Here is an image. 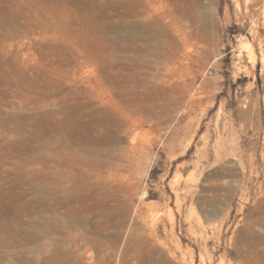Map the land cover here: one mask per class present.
Returning a JSON list of instances; mask_svg holds the SVG:
<instances>
[{"label": "rangeland", "instance_id": "obj_1", "mask_svg": "<svg viewBox=\"0 0 264 264\" xmlns=\"http://www.w3.org/2000/svg\"><path fill=\"white\" fill-rule=\"evenodd\" d=\"M263 153L264 0H0V220L52 226L34 257L240 264ZM2 239L0 264H29Z\"/></svg>", "mask_w": 264, "mask_h": 264}, {"label": "bare ground", "instance_id": "obj_2", "mask_svg": "<svg viewBox=\"0 0 264 264\" xmlns=\"http://www.w3.org/2000/svg\"><path fill=\"white\" fill-rule=\"evenodd\" d=\"M70 1V0H69ZM125 8V7H124ZM87 9V8H86ZM133 10V8H132ZM135 11V10H134ZM121 13V12H120ZM129 14V13H128ZM139 14V13H138ZM113 16V15H112ZM125 16V14H124ZM132 16V15H131ZM128 19V18H127ZM133 20V19H132ZM124 23V22H123ZM122 23V24H123ZM129 23V22H128ZM120 24V23H119ZM3 25V24H2ZM115 27V26H114ZM182 37V36H181ZM184 38V37H183ZM178 43V42H177ZM10 76V75H9ZM8 82V81H7ZM115 83V82H114ZM136 90V89H135ZM77 107V106H76ZM81 110V108H80ZM82 111V110H81ZM77 113V111H76ZM73 115V114H72ZM91 115V114H90ZM96 115V114H95ZM84 116H82L83 118ZM99 120V119H98ZM84 121V119H83ZM97 121V120H96ZM82 122V121H81ZM112 122V121H111ZM116 123V122H115ZM23 124V123H22ZM75 124V123H74ZM78 126L81 125L80 124H76ZM25 126V125H24ZM99 126V125H98ZM64 128V127H63ZM76 128V127H75ZM83 128V127H82ZM57 129V128H56ZM62 129V128H61ZM99 129V128H98ZM97 129V130H98ZM87 131V130H86ZM90 132V131H89ZM104 132V131H103ZM64 133V132H63ZM88 133V132H87ZM95 133V132H94ZM100 134V133H99ZM112 134V133H111ZM52 135V134H51ZM25 136V135H24ZM71 136V135H70ZM75 136V135H74ZM93 136V135H92ZM77 137V135H76ZM96 138V137H95ZM86 139V138H85ZM78 140V139H77ZM83 140V137H82ZM88 140V139H87ZM112 140V139H111ZM70 141V139L68 140ZM92 142V141H91ZM55 144V142H54ZM86 144V143H85ZM103 145V144H102ZM83 146V144H82ZM92 147V146H91ZM119 149V148H118ZM62 151V150H61ZM84 151V150H83ZM80 154V153H79ZM264 155V153H263ZM262 155V157H263ZM42 157V156H41ZM55 159V158H54ZM58 159V157H57ZM264 159V158H263ZM44 161L42 162L43 164V173H44V181L43 184L40 187V194H42V196H40V198H38V202L40 204H43L45 206V197L53 192H59L61 190H63L62 188L64 187V175L63 173L65 172V169L62 167L61 163L56 162L55 164H53L52 166L54 167V170L50 169L51 165H50V159L48 157H44L43 159ZM80 160V159H79ZM63 163V162H62ZM94 164V163H93ZM99 164V163H98ZM75 166V165H74ZM52 167V168H53ZM76 167V166H75ZM71 168V167H70ZM74 170V169H73ZM68 173V172H67ZM72 173V172H71ZM80 173V172H79ZM87 173V172H86ZM65 174V173H64ZM83 174V173H82ZM97 174V173H96ZM54 175V177H53ZM78 175V174H77ZM92 175V174H91ZM80 176V175H79ZM84 177V176H83ZM72 179V178H71ZM95 180V179H94ZM87 181V180H86ZM33 182V181H32ZM95 182V181H94ZM74 184V183H73ZM76 184V183H75ZM82 184V183H81ZM72 187V186H71ZM83 188V187H82ZM81 189V188H80ZM76 188L73 187L70 189V193L72 200L74 201H79L76 195ZM85 190V189H84ZM97 189L91 190L92 194L90 195V200H91V204L88 206L86 204V202L81 199L79 201V205L78 207L80 209H84L87 208L90 209L88 210L89 212L92 213V211L100 208L99 204L96 201V195H98V192L96 191ZM101 190V189H100ZM82 191V190H81ZM88 192V191H87ZM87 192L86 195H87ZM83 193V192H82ZM102 193V192H101ZM59 194V193H58ZM57 194V195H58ZM79 194V193H78ZM105 194V193H104ZM115 194V193H114ZM56 195V194H55ZM60 195V194H59ZM83 195V194H82ZM37 197V196H36ZM65 197V196H64ZM102 197V196H101ZM105 198V196H103ZM10 198V197H9ZM61 198V197H60ZM85 198V197H84ZM47 199V198H46ZM12 200H14L12 198ZM11 200V201H12ZM34 200V199H33ZM55 200V199H54ZM72 200H70V202H72ZM102 200V199H101ZM62 201V200H61ZM61 201L59 199H56L53 204H47L45 206V212H48L55 215L57 209L60 207L61 205ZM9 203H11L10 201H8ZM6 202V203H8ZM13 202V201H12ZM16 202V201H15ZM32 200H27V202L23 205V206H15L14 208H16V210H14L16 212L15 216H20V214L26 213V212H30L31 211V204H32ZM5 203V204H6ZM24 203V202H23ZM52 203V202H51ZM69 203V202H68ZM264 203V202H263ZM19 204V203H17ZM36 204V203H35ZM8 205V204H7ZM6 205V208H7ZM14 205V204H12ZM16 205V204H15ZM264 205V204H263ZM262 205V206H263ZM72 206V205H71ZM261 205H257L254 206L255 208L253 209V214H255V216L253 217V219L251 221H248L246 223V228H242L241 229V235H239L238 237V242H242V244L246 245V249H244L243 251L239 252V257L241 258L240 264H264V232L263 233H258L257 232V227H262V225L264 224V211L261 210L262 208ZM11 206L9 205V208ZM12 208V207H11ZM10 208V209H11ZM73 208V207H72ZM79 210V209H78ZM101 210V209H100ZM125 210V209H124ZM13 211V212H14ZM40 211V210H39ZM70 211V210H69ZM74 211V210H73ZM14 212V213H15ZM32 212H36V211H32ZM65 212V211H64ZM80 212V210H79ZM87 212V211H86ZM95 212V211H94ZM9 213V212H8ZM11 213V212H10ZM26 213V214H28ZM13 214V213H12ZM11 214V216H13ZM80 214V213H78ZM88 214V213H87ZM262 214V215H261ZM24 215V214H23ZM31 215V214H30ZM35 215V214H33ZM31 215V216H33ZM37 215V214H36ZM94 215V213H93ZM111 215V214H110ZM38 216V215H37ZM79 216V215H78ZM8 217V216H7ZM7 221H9V218ZM25 217V216H22ZM15 218V217H13ZM11 218V222H2L0 220V240H3L2 238H6V240H4V242L7 245H21L23 248L26 249L27 252H29V256L26 257V262L29 264H47L49 263L45 258H43L42 256H38V257H34L33 256V252L35 253L36 250L40 249V243H39V239L44 235L45 231H52V226H48L45 224V222H36L37 224H34L33 222L35 220H30L27 221V225L32 226L33 228H21V226H24L20 221V224H18L17 222H15L16 220ZM20 218V217H19ZM27 218V217H26ZM5 219V220H6ZM13 219V220H12ZM92 219V218H91ZM3 220V219H2ZM18 220V219H17ZM27 220V219H26ZM25 220V221H26ZM29 220V218H28ZM15 223H17L18 225H20V227H18V225H15ZM49 224V223H48ZM25 225V226H27ZM59 225V224H58ZM24 226V227H25ZM264 229V228H263ZM262 232V231H261ZM3 242V243H4ZM39 243V244H38ZM149 244V243H148ZM21 247V248H22ZM55 250V249H54ZM141 250V249H140ZM54 252V251H52ZM55 256L52 258H56L58 262H60L61 258H62V252L59 249H56L55 252ZM65 255V254H64ZM63 255V256H64ZM253 257H257V259H253ZM49 259V258H48ZM72 261V260H71ZM51 262V261H50ZM73 262V261H72Z\"/></svg>", "mask_w": 264, "mask_h": 264}]
</instances>
